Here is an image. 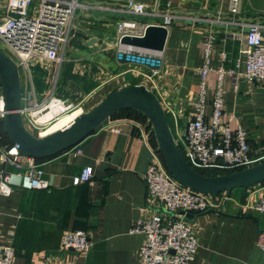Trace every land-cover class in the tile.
<instances>
[{
	"label": "crops",
	"instance_id": "obj_1",
	"mask_svg": "<svg viewBox=\"0 0 264 264\" xmlns=\"http://www.w3.org/2000/svg\"><path fill=\"white\" fill-rule=\"evenodd\" d=\"M138 1L151 4L150 0ZM219 1L159 0V11H168L177 19L167 29L163 52L155 57L146 51V56L159 60L158 70L118 63V32L113 37L92 36V30L107 29L109 24L103 20L106 16L94 17V11L83 8L90 12V23L80 22L82 32L72 28L73 38L67 46L72 50L73 41L78 38L86 53L65 57L64 52L60 65L42 62L49 70L45 81L49 94L40 99V81L34 83L31 74L36 99L43 101L54 92V97L79 105L86 113L113 90L144 85L141 76L155 71L151 92L159 100L176 138L195 116L193 104L204 62L203 44L208 35L214 34L217 41L211 54L213 72L205 79L207 101L212 99L215 88L214 70L221 64L225 70L221 122L232 129L242 128L248 135L250 155L257 158L264 147V84L247 82L243 77L245 56L241 53L244 41L240 25H264V0H240L236 15L228 11V0L222 4ZM83 5H99L102 10L119 6L104 0H90ZM4 8L0 1V17ZM192 19L200 21L192 23ZM216 20L220 23H214ZM92 39L96 44L87 46ZM144 51H139L141 56ZM20 83L22 92L30 91L21 72ZM205 114L210 115L209 106ZM151 132L148 121L108 119L78 146L37 162L49 184L46 191L21 189L20 176L24 171L0 162V170L10 176L13 186L8 196L0 194V242L12 243L14 264H142L139 249L143 237L130 234V229L137 220L162 214L143 182L152 162L151 151L157 150L151 143ZM12 147L3 145L0 136L1 153ZM17 162L23 160L17 158ZM84 168H92L90 182L73 186L72 179ZM263 194L264 185L253 186L243 202L242 190H233L229 195L233 205L226 203L221 211L195 216L190 225L197 252L191 264H264V254L256 245L258 231L264 229V216L252 209ZM77 230L88 235L87 252L61 247L63 234Z\"/></svg>",
	"mask_w": 264,
	"mask_h": 264
},
{
	"label": "built area",
	"instance_id": "obj_2",
	"mask_svg": "<svg viewBox=\"0 0 264 264\" xmlns=\"http://www.w3.org/2000/svg\"><path fill=\"white\" fill-rule=\"evenodd\" d=\"M104 1L117 3L119 8L102 10L99 5L85 6L81 0L3 1L5 10L0 17V50L14 61L19 77L21 72L30 85V91L22 92L20 114L25 129L34 137L47 136L49 126L62 116L77 112L74 120L85 113L79 105L69 104L54 97V92L43 101L37 100L33 93L29 70L30 63L46 62L55 65L62 63L65 48L73 38L72 23L78 9L87 8L96 12L107 11L149 19L139 21L125 18L119 22L118 41L123 36L141 38L149 25L168 29L173 20L177 19L168 11H159V0H150V5L138 0ZM34 2H38V5L31 10ZM222 2L223 0L219 1L220 4ZM239 10L240 0H228V11L232 15L238 14ZM191 21L194 23L200 20ZM214 23L220 21L216 20ZM240 26L244 41L241 53L245 56L243 77L247 82L264 84V25L251 22ZM216 41V36L210 34L203 44L204 62L199 69L196 99L193 104L195 116L173 139L184 160L195 171L243 170L264 161V147L262 153L257 158H253L250 155L247 133L240 127L232 129L228 124L221 122L224 116L222 85L225 75L221 64L214 70L215 88L212 99L210 102L207 101L205 79L210 72H213L211 54ZM135 50L140 51V49ZM137 53L136 55L141 58H153L146 56L149 54L146 50L142 56ZM224 59L225 55L222 53L221 61L223 62ZM155 76V71L150 75L141 76L142 81L145 82L142 86L150 92L154 89ZM207 106L210 108L209 116L205 114ZM51 112H53L51 118L44 120L43 117ZM5 114L3 95L0 93V121H3ZM151 155L152 162L146 169L143 182L148 195L152 196L161 207L162 214H156L147 220H137L131 227L130 234L143 237L139 249L142 264H191L197 252V242L190 221L184 215L197 216L209 211H221L229 196L225 193L214 196L200 194L180 185L168 173L158 150L151 151ZM17 158H21L23 162L18 163ZM0 162L24 171L20 176L21 189L27 191L49 189V184L43 179V171L37 161L20 155L16 148L12 147L6 153L0 151ZM92 174V168H84L79 176L72 179V185L78 186L90 182ZM12 189L10 176L1 169L0 194L8 196ZM252 209L264 216V194ZM256 245L264 254V229L258 231ZM61 247L65 250L87 252L90 241L83 231H68L63 234ZM13 254L10 241L0 242V264H14Z\"/></svg>",
	"mask_w": 264,
	"mask_h": 264
},
{
	"label": "water",
	"instance_id": "obj_3",
	"mask_svg": "<svg viewBox=\"0 0 264 264\" xmlns=\"http://www.w3.org/2000/svg\"><path fill=\"white\" fill-rule=\"evenodd\" d=\"M119 8V6H117ZM94 17H119L148 21L149 19L110 12H96ZM154 20V19H152ZM168 31L166 28L149 25L141 38L123 36L118 41L116 59L123 65L139 64L151 70L159 69L157 58L145 59L132 54V49H140L158 56L164 50ZM96 44L92 39L87 46ZM0 90L3 95L5 116L3 130L17 152L27 158L42 160L54 157L81 144L98 127L115 113L133 110L144 116L150 124L157 150L172 178L180 185L200 194L230 195L233 190H242L245 201L249 188L264 182V161L249 168L226 175L205 176L192 169L184 160L174 143L166 114L154 94L142 85H130L108 93L89 112L75 118L68 126L54 131L43 138H36L24 127L21 118L22 89L19 72L14 61L0 50ZM214 212V211H209ZM192 221V214H185Z\"/></svg>",
	"mask_w": 264,
	"mask_h": 264
},
{
	"label": "rangeland",
	"instance_id": "obj_4",
	"mask_svg": "<svg viewBox=\"0 0 264 264\" xmlns=\"http://www.w3.org/2000/svg\"><path fill=\"white\" fill-rule=\"evenodd\" d=\"M0 1L3 2L4 0H0ZM89 1L90 0H81V3L82 4H85V3L88 4ZM91 1H93V0H91ZM97 1L98 0H96V2ZM37 5H38V2H34L32 7H31V10L35 9L37 7ZM89 14H90V12L87 9H78L76 11V15H75V18H74L73 23H72L73 30H78L79 32L84 31V29H82V27H81L82 25L80 22H83L84 25H86L87 23H90L89 20H91V19L89 18ZM103 18H104L103 19L104 22H106V24H109V27L107 29L106 28L102 29V27L101 28L98 27L97 29L92 30V31H95V32H92V36H94V37H101V35H107L109 37L115 36L117 33L116 26L122 19L116 18V17H103ZM90 33H91V31H90ZM82 45L84 46V44H82ZM83 46H81V41L78 38H76L73 41L72 50H69V47L67 46L66 51H65V57H76V56L84 55L86 53V51H84ZM130 65L136 66V64H130ZM29 70L32 74V78L34 80V83H35V81H38V80L40 81V85H41L40 91L39 92L37 91L39 96H40V99L45 98L49 94V92H48L49 90H48V88H46L47 84L45 82L48 75H49V70H48L47 65L45 63H42V62H37V63H32V64L30 63L29 64ZM170 128L172 129L171 125H170ZM232 202H233V199L231 197L230 200L227 201V205H230V206L233 205Z\"/></svg>",
	"mask_w": 264,
	"mask_h": 264
},
{
	"label": "trees",
	"instance_id": "obj_5",
	"mask_svg": "<svg viewBox=\"0 0 264 264\" xmlns=\"http://www.w3.org/2000/svg\"><path fill=\"white\" fill-rule=\"evenodd\" d=\"M112 118H127V119H134L135 121H140V122H146L147 119L142 116L140 113L133 111V110H123V111H119L117 113H115L113 116H111L109 119ZM168 120V119H167ZM169 124V122H168ZM170 127V126H169ZM152 136H151V143L153 145V147L156 149V142H155V138L153 135V131L151 132ZM0 136H1V141L3 145H8L9 147L12 146L10 140L8 139V136L6 135V133L3 130V121H0ZM52 158V157H51ZM50 159V158H48ZM46 159H42V160H36L37 162H41L44 161ZM241 169L238 170H232V171H222V172H207V171H200V170H196L197 172L205 175V176H217V175H226V174H230L236 171H240ZM259 185H264V182L259 184Z\"/></svg>",
	"mask_w": 264,
	"mask_h": 264
},
{
	"label": "bare ground",
	"instance_id": "obj_6",
	"mask_svg": "<svg viewBox=\"0 0 264 264\" xmlns=\"http://www.w3.org/2000/svg\"><path fill=\"white\" fill-rule=\"evenodd\" d=\"M53 108V106H52ZM54 109H52L53 111ZM56 111V110H55ZM54 111V112H55ZM78 113L75 112L73 114H68V115H65V116H62L60 119H58L56 122H54L53 124H51L47 130V133L46 134H49V133H52L54 131H57V130H60L66 126L69 125V123L73 120V118L77 115ZM53 115V112L45 115L43 117L44 120H49L51 118V116Z\"/></svg>",
	"mask_w": 264,
	"mask_h": 264
}]
</instances>
